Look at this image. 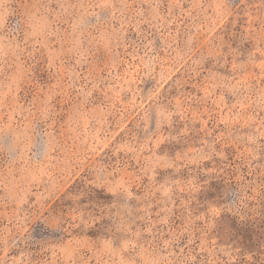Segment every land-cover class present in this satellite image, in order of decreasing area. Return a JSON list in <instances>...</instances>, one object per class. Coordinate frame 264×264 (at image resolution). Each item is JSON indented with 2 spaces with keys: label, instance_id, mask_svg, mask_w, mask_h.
Returning a JSON list of instances; mask_svg holds the SVG:
<instances>
[{
  "label": "rangeland",
  "instance_id": "374dc122",
  "mask_svg": "<svg viewBox=\"0 0 264 264\" xmlns=\"http://www.w3.org/2000/svg\"><path fill=\"white\" fill-rule=\"evenodd\" d=\"M0 264H264V0H0Z\"/></svg>",
  "mask_w": 264,
  "mask_h": 264
}]
</instances>
